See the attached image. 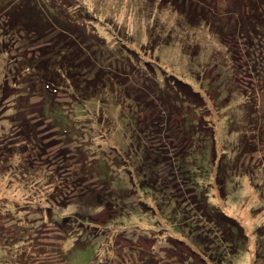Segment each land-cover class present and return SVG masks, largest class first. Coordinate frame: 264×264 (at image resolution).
<instances>
[{
  "label": "rangeland",
  "instance_id": "obj_1",
  "mask_svg": "<svg viewBox=\"0 0 264 264\" xmlns=\"http://www.w3.org/2000/svg\"><path fill=\"white\" fill-rule=\"evenodd\" d=\"M235 1L221 0L216 9L221 12L223 8L224 15H217L221 25L232 21L230 16L239 23L235 35L228 27L225 41L230 48L224 47L204 24L180 28L177 16L162 5V0H51L50 4L56 6L60 18L71 27L75 25L83 36L91 37L94 44L113 46L115 56L130 57L133 63L142 64L140 74L146 72L152 80L162 81V87L166 84L163 101L193 91L204 96L207 108L201 114L205 123L214 137L228 134L230 139L225 140L229 156L223 160L238 155L233 164L221 169L230 176L225 192L211 182L213 186L206 189L209 199L204 204L215 205L244 227L248 248L232 259L220 241L218 227L202 222L204 213L197 210L202 206L194 204L193 187L187 180L182 181L177 165L185 150L202 149L211 143L182 137L181 111L158 100L156 90L145 87L142 79L131 84L127 76L116 73V68L112 74L119 76L115 84L124 82L130 90L139 91L142 101L153 104L157 114L164 112L159 123L155 120L153 126V117L144 111L136 109L132 113V103L125 99L126 90L113 97L102 88L101 94L88 102L71 95L72 87L65 75L63 81L57 79L56 98H49L59 112L63 111L59 121L69 119V133L63 135L59 124L47 116L53 108L42 89L53 80L51 72L58 75L50 57L42 59L46 40L38 41L32 28L29 33L20 30V25L15 28L17 21L27 23V18L35 14L27 9L34 2L0 0V264H217L191 251L192 238L183 231L188 234L193 224L210 240L217 235L216 245L211 248L216 255L227 257L223 264H264V46L260 44L264 37L262 31L256 33L253 23L245 24L250 27L251 38L245 34L248 29L242 30V23H249L256 10L243 7V2L249 0L233 6ZM251 1L256 6L260 3ZM37 6L41 9L42 2L38 0ZM42 9L46 19L48 12ZM38 12L37 20L41 10ZM256 12L260 14V10ZM58 31L65 36L63 40L67 36L66 40L77 42L78 35H71L70 30L63 32L59 27ZM157 33L162 34L161 39ZM41 59L47 66L39 73L37 63ZM27 66L31 69L25 71ZM104 79L109 83L107 76ZM249 96L253 106H260L257 117L252 118L244 110V98ZM194 101L192 97L191 103ZM130 112L137 118L134 129L141 132V141L153 140L154 149L165 151L169 162L175 163L176 171L171 174L177 176L179 191L173 193L181 194L166 195L164 202L169 199L168 205L161 204L163 198L156 200L151 196L154 194H143L139 188L142 174L129 159L131 151L135 154L137 142L132 145L131 134L124 126L127 118L122 117ZM169 123L177 138L168 135ZM160 130L166 131L159 136L161 145L158 137H153ZM37 138L41 143L36 144ZM217 147L215 154L211 148L207 151L212 169L204 175L211 181L226 150L222 144ZM105 163L108 174L101 170ZM115 179L126 188L121 189L119 183L115 186ZM172 199L177 205L171 209ZM175 211L178 218L170 220L168 215ZM132 212H136V221L130 220ZM126 216L130 222H123ZM173 226H179L182 232ZM86 240L90 244H85ZM79 242L85 245L78 247ZM74 247L78 248L72 258ZM138 255L143 261L139 262Z\"/></svg>",
  "mask_w": 264,
  "mask_h": 264
},
{
  "label": "trees",
  "instance_id": "obj_2",
  "mask_svg": "<svg viewBox=\"0 0 264 264\" xmlns=\"http://www.w3.org/2000/svg\"><path fill=\"white\" fill-rule=\"evenodd\" d=\"M34 2L33 7H28L30 11H33L35 13L30 19L27 18V23H20L19 21L16 22L15 28L19 27L20 25V30H24L27 33H29V30L32 28L33 34H38L37 37L39 36L38 41L46 40V49L44 53H41L43 55L42 59L44 57H50V59L55 63V66H57L56 73L58 74L57 76H54V72H51L52 76V81H48L47 78L46 80H43V82L48 81L45 85H43L42 89L44 93L48 96L46 101L48 102L49 107L53 108V111L49 113V117H53V120L59 124V128L63 129V135L68 134L70 127H69V119L66 118L64 121L60 122L59 117H63L62 112H59L60 110L57 109L54 104H52V101L54 103V100L50 101L49 98L51 96H54L56 98L59 90V86L57 84V79L58 80H64L65 75L68 76V81L70 82V85L72 87L70 94L74 96H78L82 98L84 101L91 100L93 97H96L100 95V89H105L107 92H110L112 96L118 95L117 93H121V91L126 90L127 94L125 96L126 100H130L132 103V110L134 111L136 109L139 110V112L148 113L151 118L153 117V126L155 120L158 122L160 120V116H162V113L157 114L155 111V106L147 104V101H142L140 98V93L139 91H133L130 90L128 87H126L125 83L123 82L122 84L118 82V84H115L114 80H117L119 78L118 74L114 75L113 74V68H116V73H121L124 76L128 77V81L134 82L137 79L141 81L145 87H148L150 90L153 91V89L156 90L154 92L155 97L158 98V100L163 101L165 97V92H164V87H166V84L164 87L161 86L162 81H159L158 79H151V76L145 72V74H140L139 72L141 71V65L139 63H133L129 59H132L128 57L127 59H122L117 56H115L114 52L112 51L111 47L106 48V43L104 42V45L100 44H94L93 39L89 36H83L80 34L78 30L75 29V25L71 27L70 23L65 21L64 19L60 18V14L56 10V6L51 7V0H39L42 2L41 9H38V0H32ZM152 3L156 0H150ZM235 1V0H233ZM240 0H237L233 2V6H236ZM260 3H257V6L253 4V1L249 0L244 1L243 7L245 9H252L259 11L257 13L256 11L253 12L251 17L249 18L248 22L242 23L243 27L242 30H245L247 27L246 35L251 38L252 34L250 32V27L253 23L254 28L257 31H262L263 33L261 34L262 39L264 37V18L262 17L264 15V0H259ZM242 2V0H241ZM240 2V3H241ZM246 2V3H245ZM221 3V0H162V5L168 8H171L173 10V14L177 16L176 21L178 20L179 27L182 28L183 30L185 29H191L196 27L197 25L204 24L206 25L213 36H216L220 41L223 43V46L225 45L226 48H230V43L225 41V36L228 35V27L233 28L231 30L230 34H234L235 31L238 29V21L234 17L230 16V19L232 21H228V24L224 21L223 25H221V19L217 17L218 14H223V8L221 9V12H216L218 9V4ZM231 7V6H228ZM44 8L48 12V16L46 19L43 17V9ZM235 8V7H234ZM217 9V10H216ZM38 10H41V17H39V20L35 19V17L38 15L37 13ZM81 12V11H80ZM226 13H230L227 12ZM96 16H98L97 13H95ZM222 15V17H223ZM228 15V14H227ZM39 16V15H38ZM100 16V15H99ZM63 17V16H62ZM220 17V18H222ZM42 18V19H41ZM32 20H37V22H34ZM258 21L255 22V21ZM70 21V20H69ZM45 22H47L45 24ZM53 22L56 23L57 25H53ZM71 22V21H70ZM20 23V24H19ZM227 24V26H226ZM245 24H249V26H246ZM28 25V26H27ZM23 26H27L28 29H26ZM65 32V31H71V35H78L77 36V42L73 39L66 40L62 36V32L58 31V28ZM249 32V33H248ZM248 33V34H247ZM65 35V34H64ZM159 38L161 39L162 34L157 33ZM235 35V34H234ZM259 35V34H258ZM98 36V35H97ZM35 37V36H34ZM99 37V36H98ZM258 37V36H257ZM80 42V44H79ZM97 43L99 41L96 40ZM260 44H263L264 46V40ZM224 46V47H225ZM91 52V53H90ZM113 54L112 56L110 55ZM38 61L37 63V69H39V73L43 72V69H45V66H47L43 60ZM110 63V64H105V63ZM103 63V64H101ZM25 71L30 70V67L23 68ZM33 69V68H32ZM122 69V70H121ZM105 70H109L110 73H105ZM143 73V72H142ZM50 74V73H48ZM107 76L109 79V83H106L104 80V77ZM47 77V76H45ZM133 78V79H131ZM112 82H111V81ZM152 81L151 83H149ZM135 83V82H134ZM150 84V85H149ZM189 89L190 91H193V87L191 83H189ZM151 85L153 87H151ZM202 87H205L206 83L204 81L201 83ZM117 86V89L115 88ZM98 89V91H97ZM111 89V90H110ZM50 92H49V91ZM110 90V91H109ZM141 92V91H140ZM143 92V91H142ZM147 93V91H144ZM190 95H179V97H171L169 96L166 101H163L164 103H169V106L171 108H176L177 111H181L182 115V124L181 128H183V131L180 132V135L184 137L185 139L188 138L192 141L196 140V137L199 140L205 141L207 143H211L210 145L204 146L202 149L198 148L196 150H185L182 153V157H180L177 160V166L179 168L180 174L179 175L182 179V181L187 180V184L193 187L194 191V196H193V201L196 206H202L200 209L201 212L204 213L203 219L205 221L202 222H207V224L215 225L218 227V230H220V233L222 234V244H224V247L227 249V251L230 253L232 259L237 257L239 254L244 252L248 248V236L244 231V227L235 219L227 216V214L219 209L218 207L216 208L215 205L208 204L204 205L205 201L209 199V192H207V188L210 186H213L211 182H216L218 185L222 186V191L225 192L226 190V185L229 186L230 182V176L227 175L228 171L221 172V169L223 170L225 165L229 166V164H233L235 158H229V161H224L223 158L225 159V156L228 155V144L225 145V140H230L228 134H224L220 139L219 137L216 138L214 137V132L212 129H210L209 125L205 123V119L203 118V115L201 112L203 109L207 108V104L204 100V96L198 91H193L189 92ZM261 92H258L256 94V97L259 96ZM264 93V92H263ZM154 96V95H153ZM194 98V102L191 103V98ZM252 97H246L244 98L245 104L243 105L245 107V112L249 113V116L257 117V115H260V106L258 104H255L253 106L251 102L249 101ZM154 100V99H152ZM204 100V101H203ZM88 102V101H87ZM154 102V101H153ZM81 104V103H80ZM135 106V107H134ZM186 107H190L189 111L188 109H184ZM45 109V108H44ZM130 112L124 113L125 115H122L123 118H127L124 126L125 128L130 132L131 134V143L134 145L135 141L137 142V149L134 150L135 154L131 151L129 155V159H131V163L135 166V170L139 171V175L142 174V185L140 190L142 191L143 194H154L151 195L154 197L156 200H162L161 204H169V199L168 202H164L165 198H168L166 195L172 194V195H179L181 192H177L178 194H174L173 192L179 191L178 187V181L176 179L177 176L172 175L171 173L176 171L175 170V163H170V158L167 157L165 154V151L161 149H157L160 151H156L154 149L153 145V140L149 141L148 139H144L145 141H141V136L139 131L135 130L134 123H136L137 118L133 117ZM194 113V114H192ZM253 113H255L253 115ZM200 115V118H196V115ZM257 114V115H256ZM45 116V115H44ZM155 118V119H154ZM163 119V118H162ZM232 122V121H231ZM159 123V122H158ZM171 123L167 125V133L168 135L174 136L177 138L178 136L176 135L174 131V127L170 128L169 126ZM180 127V125H179ZM155 128L157 127V124L155 125ZM176 128V127H175ZM55 130H60L54 125ZM193 129V133H192ZM187 130H189V133H187ZM195 130V131H194ZM166 131H157L156 135H153V137H158L159 144L161 145V139L160 135H165L164 132ZM192 134V135H191ZM138 136V138H137ZM39 137V136H38ZM40 138V137H39ZM37 138L36 144L41 143V139ZM69 138H72L69 137ZM224 141V142H223ZM204 145V143H202ZM218 145H223L224 148L226 149L225 151H222L223 157L221 158V161L219 163V166L217 167V172L215 175V179L211 181V179L204 174L209 173L212 167L210 166V161L208 160V153L207 151L213 150L212 153H216L218 150ZM153 146V147H152ZM200 147V146H199ZM211 148V149H210ZM243 148V147H242ZM244 149H242L243 152ZM129 152V151H128ZM238 154V153H237ZM251 154V153H249ZM127 155H124V157ZM164 157V158H163ZM253 156L250 158L252 159ZM180 159V160H179ZM237 160V159H236ZM232 161V162H231ZM106 162V161H105ZM237 165H239V161H236ZM107 163V162H106ZM105 164L101 165V170L104 172H107ZM181 163V165H180ZM94 168V167H93ZM229 168V167H227ZM178 170V169H177ZM231 170V169H230ZM131 172V171H129ZM144 173V175H143ZM108 174V172L106 173ZM189 177L187 178V176ZM169 176H172V179H168ZM113 183H116L115 186H117V183H119L120 188H126L124 186L123 182L118 181L115 179ZM80 188V187H79ZM207 189V190H206ZM126 190V189H125ZM225 194V193H223ZM125 198L122 196L120 200H124ZM207 199V200H206ZM173 200V199H172ZM125 203V201L123 202ZM157 204V202H156ZM177 205V200H173L171 203V209L172 206ZM205 206V207H203ZM157 208V207H156ZM159 209V208H158ZM135 210V209H134ZM157 210V209H156ZM178 213L174 214H169L168 217L171 220H175L178 218ZM182 214V213H181ZM124 215V214H122ZM130 215H134V217H131V221H136V212H132ZM129 216H126V218L123 219V222H130ZM213 223V224H212ZM176 230H180L179 226H173ZM196 225H191V230L189 228V233L187 234V231H183L186 236H190L192 238L190 245V249L193 253L196 255H204L206 257V261L208 262L209 259H211V262H216L217 264H223L226 262L225 260L227 259L224 254L222 256L220 254L215 253L213 245H216L217 242V235H214V240H210L209 238L205 237L202 235V233L199 231L198 228H196L197 231H195ZM195 231V232H194ZM222 231V232H221ZM86 234V232H85ZM189 237V238H190ZM190 238V239H191ZM217 238V239H216ZM94 239H97L95 237ZM96 241V240H94ZM190 243V244H191ZM85 244H90V240L85 242ZM85 244L81 245L79 242L78 247H83ZM212 245V246H211ZM78 247H74V249L71 251V255L73 258L74 250ZM137 251V250H135ZM138 253L141 254L142 250L141 248L138 250ZM139 256V255H138ZM134 255L131 256L133 258ZM200 257V256H199ZM147 259L148 257H144ZM139 262L143 261L141 257L139 256ZM212 262V263H213ZM209 263V262H208ZM94 264V263H93ZM185 264V263H184ZM188 264H190L188 262Z\"/></svg>",
  "mask_w": 264,
  "mask_h": 264
}]
</instances>
